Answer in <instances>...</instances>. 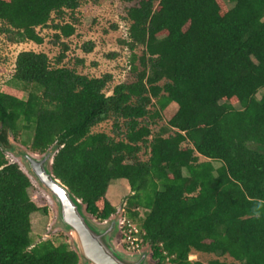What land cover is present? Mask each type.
Masks as SVG:
<instances>
[{
  "label": "trees",
  "instance_id": "obj_1",
  "mask_svg": "<svg viewBox=\"0 0 264 264\" xmlns=\"http://www.w3.org/2000/svg\"><path fill=\"white\" fill-rule=\"evenodd\" d=\"M83 1L0 0V32L41 44L37 28L55 15L56 38H69ZM127 18L122 43L135 78L111 94V73L63 64L64 41L54 62L20 51L12 82L0 87V264L84 263L73 243L32 240L31 215L40 210L32 179L6 157L20 122L34 127L29 147L22 144L56 151L54 174L96 220L117 213L106 198L110 182L127 181L125 213L136 219L147 209L140 226L153 264H204L189 259L193 251L264 264V0H139ZM169 107L173 131L153 133ZM110 119L114 136L92 131Z\"/></svg>",
  "mask_w": 264,
  "mask_h": 264
},
{
  "label": "rangeland",
  "instance_id": "obj_2",
  "mask_svg": "<svg viewBox=\"0 0 264 264\" xmlns=\"http://www.w3.org/2000/svg\"><path fill=\"white\" fill-rule=\"evenodd\" d=\"M138 1L100 0L98 3H94L91 0H84L73 14L77 20L75 21V33L69 38L62 37L61 40L56 38L55 35L58 32L53 28V25L60 21L55 15H53L48 26L37 28L39 33L44 37V42L41 44L33 41L14 42L10 40L8 34L0 32V87L12 82L16 57L20 51L33 50L36 52H45L51 61L54 62L61 51L60 43L62 41L67 42L69 45V50L66 52V57L63 61L64 65L76 67L78 72L89 76L99 77L107 72L113 75V80L105 89L106 94H111L114 86L118 83L134 80L135 77L130 66L131 51L122 43V40L128 38L130 21L127 18V9L137 4ZM227 4L229 7L233 6V3L229 1H227ZM64 20L71 21L70 14L65 16ZM114 25H116V28L113 27ZM88 41L94 42L95 47L91 52L86 53L83 51L82 45ZM136 52L141 54V48H137ZM78 59H84V63L77 64ZM262 93L263 89L258 92V97ZM235 106L237 108L240 107L239 104H235ZM174 110V107H169L162 112L161 119H157V123L152 126L153 133L162 131L164 135H168L173 131L168 126L167 121ZM22 123L20 122L19 124V136L11 140L13 152H6V157L10 162H17L24 171L30 174V178L32 179V185L28 191L32 200L40 207L39 211L31 215L32 240L34 243H37L41 240L51 239L55 244L67 243L71 245L73 243L75 246V243L60 219L57 202L49 190L32 175L27 160L20 154V151L29 149L22 142L29 147L34 134V127L29 130L23 129ZM92 131L105 132L114 136L113 119L96 125ZM139 155L142 159L148 158V152L145 149H142ZM203 159L205 158L201 157V160ZM215 165H219V163L215 162ZM130 194L131 192L127 181L117 179L110 182L107 188L106 198L117 211H120L127 207L126 201ZM146 212L147 209L140 208L138 218L133 220L140 225ZM112 216L117 218L119 217V213ZM97 221L100 222L102 220ZM117 234L118 232L116 233L118 239ZM192 253H195V256H193L194 261L200 260L204 264H212V261L215 260L225 264L232 261L231 257L227 255L223 256L219 253H202L196 251ZM149 264H153L151 258L149 259Z\"/></svg>",
  "mask_w": 264,
  "mask_h": 264
},
{
  "label": "water",
  "instance_id": "obj_3",
  "mask_svg": "<svg viewBox=\"0 0 264 264\" xmlns=\"http://www.w3.org/2000/svg\"><path fill=\"white\" fill-rule=\"evenodd\" d=\"M55 153L51 147L44 154L29 152L28 149L20 151L32 175L57 202L60 219L82 261L88 264H149L148 250L129 253L118 243L116 233L121 227V217L111 216L99 222L87 213L83 201L54 174Z\"/></svg>",
  "mask_w": 264,
  "mask_h": 264
},
{
  "label": "built area",
  "instance_id": "obj_4",
  "mask_svg": "<svg viewBox=\"0 0 264 264\" xmlns=\"http://www.w3.org/2000/svg\"><path fill=\"white\" fill-rule=\"evenodd\" d=\"M125 212V209L119 211V217H121L122 221L117 234L118 240L126 252L137 253L145 249L146 231ZM189 259L193 260L192 253L189 255Z\"/></svg>",
  "mask_w": 264,
  "mask_h": 264
},
{
  "label": "flooded vegetation",
  "instance_id": "obj_5",
  "mask_svg": "<svg viewBox=\"0 0 264 264\" xmlns=\"http://www.w3.org/2000/svg\"><path fill=\"white\" fill-rule=\"evenodd\" d=\"M119 213V211H117V213L116 214H114V215H117Z\"/></svg>",
  "mask_w": 264,
  "mask_h": 264
},
{
  "label": "crops",
  "instance_id": "obj_6",
  "mask_svg": "<svg viewBox=\"0 0 264 264\" xmlns=\"http://www.w3.org/2000/svg\"><path fill=\"white\" fill-rule=\"evenodd\" d=\"M193 254V256H195V253H192Z\"/></svg>",
  "mask_w": 264,
  "mask_h": 264
}]
</instances>
